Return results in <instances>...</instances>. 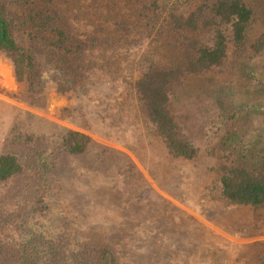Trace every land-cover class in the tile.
I'll return each mask as SVG.
<instances>
[{
  "label": "rangeland",
  "instance_id": "obj_1",
  "mask_svg": "<svg viewBox=\"0 0 264 264\" xmlns=\"http://www.w3.org/2000/svg\"><path fill=\"white\" fill-rule=\"evenodd\" d=\"M263 35L261 22L249 31L240 61L249 74L229 65L174 88L171 111L199 150L193 160L173 158L143 123L132 85L150 40L121 48L117 71L91 72L85 90L65 95L53 80L30 92L0 54V99L14 107L0 155L17 154L32 169L0 189V264H25L27 249L38 254L34 264H65L49 247L61 237L67 255L99 242L120 264H264V209L210 193L223 138L237 132L240 152L264 145V51L251 49ZM64 128L92 137L86 153L63 150Z\"/></svg>",
  "mask_w": 264,
  "mask_h": 264
},
{
  "label": "trees",
  "instance_id": "obj_2",
  "mask_svg": "<svg viewBox=\"0 0 264 264\" xmlns=\"http://www.w3.org/2000/svg\"><path fill=\"white\" fill-rule=\"evenodd\" d=\"M257 22L264 24V0H0V54L30 92L40 93L53 80L65 95L85 90L91 72L117 71L121 48L150 40L137 62L140 77L132 85L143 123L173 158L193 160L199 150L171 111L173 90L191 75L225 73L229 65L240 64L249 74L240 61ZM251 49L264 51V35ZM239 139L232 131L219 144L221 177L210 193L229 205L264 209V145L240 152ZM61 140L63 150L74 156L86 153L93 141L66 128ZM30 166L17 154L2 153L0 189L31 172ZM38 204L36 211H44V201ZM12 218L6 217L7 222ZM64 242L61 237L49 245L52 261L120 264L103 243H84L67 255ZM28 250L25 264L36 263L38 254ZM5 251L0 244V258Z\"/></svg>",
  "mask_w": 264,
  "mask_h": 264
},
{
  "label": "crops",
  "instance_id": "obj_3",
  "mask_svg": "<svg viewBox=\"0 0 264 264\" xmlns=\"http://www.w3.org/2000/svg\"><path fill=\"white\" fill-rule=\"evenodd\" d=\"M13 105L0 99V144L13 115Z\"/></svg>",
  "mask_w": 264,
  "mask_h": 264
}]
</instances>
